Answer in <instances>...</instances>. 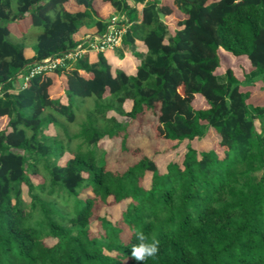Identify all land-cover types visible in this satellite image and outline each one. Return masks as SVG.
Returning a JSON list of instances; mask_svg holds the SVG:
<instances>
[{
    "label": "trees",
    "instance_id": "trees-1",
    "mask_svg": "<svg viewBox=\"0 0 264 264\" xmlns=\"http://www.w3.org/2000/svg\"><path fill=\"white\" fill-rule=\"evenodd\" d=\"M105 2L130 22L118 53L138 60L134 74L113 71L98 52L18 81L33 62L75 47L86 19L103 32L110 15L97 7ZM164 15L178 17L173 33ZM24 18L43 28L31 58L24 43L8 40L9 24ZM223 52L248 61L244 80L231 68L218 72ZM50 73H64L60 96L51 95ZM255 85L264 91V0H17L15 8L0 0V117L10 129L0 131V264H136L137 231L159 241L144 264H264V104L248 101ZM77 97L93 104L70 133L85 103ZM134 121L176 143L211 129L223 153L187 143L161 171L133 150L124 167L109 168L90 146L122 136L126 149ZM48 125L54 134L43 131ZM124 200L117 220L100 215Z\"/></svg>",
    "mask_w": 264,
    "mask_h": 264
},
{
    "label": "rangeland",
    "instance_id": "rangeland-1",
    "mask_svg": "<svg viewBox=\"0 0 264 264\" xmlns=\"http://www.w3.org/2000/svg\"><path fill=\"white\" fill-rule=\"evenodd\" d=\"M12 7L15 8L17 4V0H11ZM114 11V10H113ZM117 12L114 11L113 14ZM162 21L165 23L167 30L169 33H173L176 28V23L178 17L173 15L162 16ZM25 19V18H24ZM22 19L21 21H16L9 24V28L11 33L8 36V40L12 43H24L26 48H30L32 50L33 45L36 42V37L39 33L42 32L43 28L40 26H33L29 22ZM81 36V34L79 35ZM25 37L26 39L22 38ZM77 37V36H76ZM30 52L26 51L25 55L29 56ZM231 68L239 80H244L246 77V73L250 71L251 67L248 61L244 57H233L232 55L223 52L222 60L220 68L218 72L221 73L224 69ZM18 81L23 83L24 79L22 74L19 75ZM63 75H58L55 78L54 84L51 87V95L60 96L61 95V87L63 86ZM250 90V97L248 101L253 105H263L264 104V91L258 88L256 85L248 88ZM76 100H84L85 103L80 105V110L76 111V119L75 124L67 125L70 133H75L80 128V123L84 119V113L86 110L90 109L93 104V98L80 99L76 98ZM204 103L199 100L193 101V106L199 107L203 106ZM130 103L125 104V108L128 109ZM112 112H109L108 115H111ZM117 120H121V117L116 115ZM64 122L63 119H60ZM257 127H259L257 125ZM60 136H63L64 130L61 127H56ZM128 139L126 140L125 146L126 149L121 148V137L118 136L114 139H110L107 137H103L96 144L90 146L92 150L96 153L97 157L103 156L106 159L108 167L111 169H118L125 166L129 159L133 158V150H139L143 154L151 157L155 160L158 167L161 171H164V167L167 162L177 160L180 153L184 151V148L187 143H189L196 150H208L214 151L218 155L223 153L222 148L219 146V137L211 130L208 129L205 135L201 137H196L190 141L183 140L179 143L167 141L160 137H156L153 128L150 125L140 126L137 121L132 122L128 126ZM8 132L10 129L7 127V116L0 117V131ZM45 133L54 134V127L51 125L44 127L43 130ZM78 142L77 139H74L73 145H76ZM72 154L69 151H66L63 157L58 161V163H64ZM245 168L242 170L244 171ZM260 174V172L252 173L251 175L255 178ZM32 181L34 183H38L42 181V177L40 175L32 176ZM144 184H148V180H144ZM24 191V199L28 202V196L26 193V188H23ZM89 193V192H87ZM81 196H84L85 193H81ZM52 197V196H51ZM59 201L58 206L61 207V211L64 212L66 209L64 204L61 202L60 198H56ZM127 200L121 201L120 203L107 205L100 209V215L106 216L111 221H115L119 218L120 212L124 209ZM28 207L26 210L28 211ZM67 210H70L68 207ZM91 229L96 228V222H92L90 224ZM55 239L47 238L46 242L48 244L54 243Z\"/></svg>",
    "mask_w": 264,
    "mask_h": 264
},
{
    "label": "built area",
    "instance_id": "built-area-1",
    "mask_svg": "<svg viewBox=\"0 0 264 264\" xmlns=\"http://www.w3.org/2000/svg\"><path fill=\"white\" fill-rule=\"evenodd\" d=\"M129 24L130 22L124 13L111 15L103 32L80 39L75 47L61 55L48 56L33 62L24 76V80L35 74L52 71L58 67H65L68 61L79 58L85 53H104L106 50L118 47L121 44L122 35Z\"/></svg>",
    "mask_w": 264,
    "mask_h": 264
},
{
    "label": "crops",
    "instance_id": "crops-1",
    "mask_svg": "<svg viewBox=\"0 0 264 264\" xmlns=\"http://www.w3.org/2000/svg\"><path fill=\"white\" fill-rule=\"evenodd\" d=\"M70 9L75 10L76 8L70 7ZM97 10H98V15L102 18H106L109 15L110 16L113 15V12L115 11V9L108 2L99 3ZM138 16L140 19L141 18L140 11L138 12ZM165 16H167V15H164V17ZM24 20L29 22L28 18H25ZM18 21H21V20H18ZM80 34H81V36H79ZM95 34H99V32L96 31V27L94 25V19H86L84 21V24L80 27L79 31L74 35V37H75V39H77L79 41L82 38H85L87 36H93ZM134 43H135V46H136L138 51L146 52L147 48L141 40L135 39ZM120 48H121V46L119 45L118 47H115L114 49L106 50L103 54L106 57V59L108 60V62L111 64L113 71L115 69L119 68V69L124 70L128 74H134L138 60L132 55V53H130L128 51H123V54L120 55L118 53V50ZM26 51H29L30 55L29 56L25 55V57L31 58L33 56V50L25 47L24 54ZM94 54H96V53H92L91 56L93 57ZM49 75H51L53 77L54 81H55V78L58 76V75H54L53 73H50ZM60 75H63V78L65 77L64 73H61ZM62 84H64V81Z\"/></svg>",
    "mask_w": 264,
    "mask_h": 264
},
{
    "label": "clouds",
    "instance_id": "clouds-1",
    "mask_svg": "<svg viewBox=\"0 0 264 264\" xmlns=\"http://www.w3.org/2000/svg\"><path fill=\"white\" fill-rule=\"evenodd\" d=\"M136 238L138 243L133 245L130 251V258L136 261V264H144L146 260L159 253V241L155 238L149 241L142 231L136 232Z\"/></svg>",
    "mask_w": 264,
    "mask_h": 264
}]
</instances>
